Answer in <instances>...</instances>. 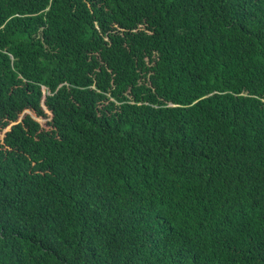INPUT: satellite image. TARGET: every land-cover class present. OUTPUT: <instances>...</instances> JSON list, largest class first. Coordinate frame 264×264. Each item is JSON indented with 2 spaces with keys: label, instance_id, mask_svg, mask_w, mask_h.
I'll list each match as a JSON object with an SVG mask.
<instances>
[{
  "label": "trees",
  "instance_id": "1",
  "mask_svg": "<svg viewBox=\"0 0 264 264\" xmlns=\"http://www.w3.org/2000/svg\"><path fill=\"white\" fill-rule=\"evenodd\" d=\"M0 264H264V0H0Z\"/></svg>",
  "mask_w": 264,
  "mask_h": 264
},
{
  "label": "rangeland",
  "instance_id": "2",
  "mask_svg": "<svg viewBox=\"0 0 264 264\" xmlns=\"http://www.w3.org/2000/svg\"><path fill=\"white\" fill-rule=\"evenodd\" d=\"M44 121H42V123H43Z\"/></svg>",
  "mask_w": 264,
  "mask_h": 264
}]
</instances>
